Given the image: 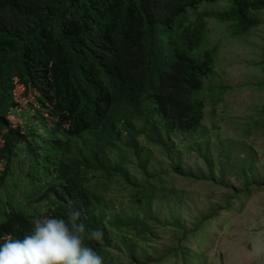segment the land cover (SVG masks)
<instances>
[{
    "label": "trees",
    "instance_id": "trees-1",
    "mask_svg": "<svg viewBox=\"0 0 264 264\" xmlns=\"http://www.w3.org/2000/svg\"><path fill=\"white\" fill-rule=\"evenodd\" d=\"M261 11L264 0H0V236H22L33 217L63 216L71 203L103 230L101 241L86 243L104 264H204V226L264 183L237 165L242 187L189 229L175 218L177 238L160 254L158 226L167 225L152 208L170 173L151 168L152 146L180 159L170 145L201 130L204 97L216 107L234 89L213 84L222 42L212 44L210 20L237 37L263 23ZM262 53L264 64V45ZM20 85L32 95L24 126L9 117ZM263 117L264 106L251 120ZM210 119L219 129L215 114ZM204 138L194 145L212 173ZM219 157L222 178L235 162L225 150ZM123 193L127 204L115 208L113 195Z\"/></svg>",
    "mask_w": 264,
    "mask_h": 264
},
{
    "label": "rangeland",
    "instance_id": "rangeland-1",
    "mask_svg": "<svg viewBox=\"0 0 264 264\" xmlns=\"http://www.w3.org/2000/svg\"><path fill=\"white\" fill-rule=\"evenodd\" d=\"M224 3L221 1L209 4L208 8L219 9ZM260 17L263 20L260 26L237 37L231 36L225 24L210 20L212 44L217 40L222 42L213 84L222 83L233 86L234 89L226 93L216 107L212 106L210 95L204 97L206 119L201 130L186 135L188 139L174 138V145H170L180 159L174 155L175 160H172L164 149L152 146L151 168L156 171L168 170L170 173V176L165 177V188L158 194L152 208L153 214L160 218L161 223L167 225L163 228L158 226L160 237L154 244V249L160 254L172 246L177 238L176 227H172L175 218L182 219L189 229L197 225V219L206 216L211 209L223 206L242 187V180L236 172L237 165H249V179L264 183V117L258 124L251 120L259 116L264 106V64L260 63L264 45L263 11L260 12ZM23 89L22 85L17 87L16 108L13 110L17 114L12 112L9 116L16 126L29 125L28 116L31 111H28L26 104L31 102L32 95L24 93ZM22 111L24 115L19 113ZM214 114L220 121L219 129L212 125L210 118ZM201 132L205 134V138L199 144L203 148L202 152L209 156L213 165L212 173L204 157L197 151L198 145H194ZM222 150L232 156L235 165L229 167L226 175L220 178L222 156L219 157V154ZM5 164L4 160H0V173L3 172ZM176 165L184 174L173 171ZM201 172L214 181L200 179ZM133 173L141 177L138 169H133ZM253 190H256L255 186ZM113 200L115 208H121L127 204L128 198L123 193L119 196L113 195ZM233 202H236L235 199ZM44 204L42 202L40 207L44 208ZM219 217L221 219L217 223L204 226L207 229L206 236L210 237L209 241L202 244L204 264H264V191H254L243 198L242 202L234 203L230 210L220 213ZM114 252L116 253L113 254H118L117 251ZM147 252L151 254L153 249H148ZM162 264L176 263L169 259Z\"/></svg>",
    "mask_w": 264,
    "mask_h": 264
},
{
    "label": "clouds",
    "instance_id": "clouds-1",
    "mask_svg": "<svg viewBox=\"0 0 264 264\" xmlns=\"http://www.w3.org/2000/svg\"><path fill=\"white\" fill-rule=\"evenodd\" d=\"M87 213L69 204L63 216L38 215L22 236H0V264H104L86 241H101L103 230L86 224Z\"/></svg>",
    "mask_w": 264,
    "mask_h": 264
}]
</instances>
